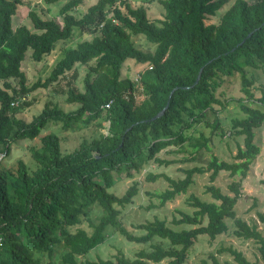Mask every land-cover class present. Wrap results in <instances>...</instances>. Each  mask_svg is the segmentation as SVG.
Returning a JSON list of instances; mask_svg holds the SVG:
<instances>
[{
    "label": "trees",
    "instance_id": "trees-1",
    "mask_svg": "<svg viewBox=\"0 0 264 264\" xmlns=\"http://www.w3.org/2000/svg\"><path fill=\"white\" fill-rule=\"evenodd\" d=\"M31 1L0 0V264H40L38 253L47 255L43 264H55L56 245L61 247L58 264H182L199 234L214 238L228 230L226 219L233 236L254 241L257 258L264 264V236L255 222L248 223L234 208L241 181L259 152L253 128L264 125V83L255 86L252 72L264 68V0H157L162 12L155 19L148 17L142 1L133 5L130 0H94L76 16L72 10L83 0H41L61 2L59 19L42 16ZM23 3L28 7L26 20L12 26L11 16ZM215 15V21L206 22ZM74 28L91 34L90 38L60 46L46 76L27 83L22 61L26 57L40 61L59 41L70 38ZM138 33L153 44L152 49L134 44L131 35ZM127 59L143 64L134 79L121 75ZM75 63L85 65L81 88L74 82ZM231 74L238 76L241 94L216 93L223 76ZM48 86L76 106L64 110L49 98L30 120L16 116L29 104L28 92ZM233 100L242 115L230 117L228 126H221L216 115ZM163 105L162 113L151 119ZM208 111L213 118L203 119L206 133L197 122ZM92 119L98 127L100 120H106L107 132H98L69 151L60 148L55 132H40L49 120L65 129ZM227 127L228 133L242 136L232 160L211 153L204 164L181 167L179 177L145 174L146 180L161 177L166 181L162 189L146 191L162 205L186 192L195 173L209 171L204 192L211 199L188 193L186 203L192 210H178L179 216L171 219L187 227L169 226L156 216L133 223L139 233L120 224L117 206L130 203L138 191L137 180L119 194L110 190L121 170L130 175L129 168L138 169L149 159L156 165L194 160V153L166 158L158 151L174 146L173 151L181 152L184 142L193 138V150H207L209 132L223 134ZM35 137L38 143L27 146L32 165L20 157L9 164L3 160L11 152V143ZM220 170L232 177L226 183L230 193L211 183ZM260 182L264 186V178ZM93 205L100 210L95 220L88 215ZM255 214L264 229V210ZM82 221L86 226L79 225ZM107 226L127 241L149 242V246L131 256L117 249L112 257H87L90 249L105 240ZM222 251L236 264H257L232 245L216 248ZM209 257L212 264H229L212 253Z\"/></svg>",
    "mask_w": 264,
    "mask_h": 264
},
{
    "label": "rangeland",
    "instance_id": "rangeland-1",
    "mask_svg": "<svg viewBox=\"0 0 264 264\" xmlns=\"http://www.w3.org/2000/svg\"><path fill=\"white\" fill-rule=\"evenodd\" d=\"M94 0H83L75 9L72 10V13L76 16L80 15L86 7L92 3ZM133 5L143 2L144 5H147V15L151 19L160 18L162 7L157 2V0H130ZM250 1V0H247ZM61 2L45 4L41 0L31 1L30 5L34 6L44 17H54L59 19L58 15V6ZM37 4V5H36ZM223 5L217 10V14H220L227 6ZM30 6V7H31ZM42 10H41V9ZM47 8V10L45 9ZM45 9V11H44ZM28 10L27 4H18L15 10V13L11 16L12 26L20 23L21 21L26 20L25 14ZM217 16H210L206 19V22L215 21ZM91 34L89 33H80L77 28L73 29L72 36L62 42L59 41L56 48L45 57H43L38 62H33L27 57L21 63V69L27 75V83L34 81L36 78L41 80L46 76L48 70L58 58L60 53V46H73L77 41L83 38H90ZM131 38L134 44L141 49H152L153 44L145 39V37L138 33L132 34ZM143 64L134 61L133 59H127L123 62L121 66V75L127 74L129 77L134 79L137 75V72L142 68ZM77 70L76 77L74 79L75 84L81 88L82 87V76L85 72V65L80 63H75ZM250 69H248L249 73ZM252 72L256 76L254 82L255 86L264 83V68L252 69ZM51 86L49 87H36L32 91L28 92L25 95V99L29 101L28 105H24L20 110L16 112V116L24 119L30 120V118L36 114L39 109L42 107L46 99H52L57 101V104L60 105L64 110L73 109L75 103H66L62 99V95L59 91L52 92ZM223 92L225 97L228 96H238L241 94L239 90V79L236 74L224 75L221 82L216 88V93ZM259 89H254V95H259ZM242 115V112L239 111L236 101H230L227 107H224L217 113V119L220 122L221 126H228L230 117ZM200 119V122H197L198 128H201L206 133H208V126L204 124V120H211L213 118L212 112H206V116ZM96 119L90 120L86 125H83L82 122L78 121L79 126H73L72 128H62L60 122L47 121L45 126L41 129V133L51 131L55 132L59 137L60 148L64 151H69L72 148L78 146L80 141L89 140L92 136H95L98 132L106 133L107 121L100 120L101 125L98 127L96 124ZM196 124V123H195ZM254 136L253 140L259 146V152L253 159L250 164L249 169L247 170L246 175L242 179L241 183V194L237 198L234 205L236 215L240 216L242 219L248 223L255 222L257 228L260 229L261 234L264 236V229L261 227L260 222L256 219V211L264 210V186L261 184L260 179L264 178V125H259L253 128ZM196 135L197 131H193ZM209 149H199L195 151L192 149L190 143L195 141V138L184 142L182 145L183 150L181 152H175L174 146H165L158 151V155L166 158H178L182 155L188 156L190 153L195 154L194 160L190 161H177L170 163L168 165H156L151 161L141 162L138 169L129 168L128 172L130 175L126 174V170H121L118 175L115 176L114 182L110 187V190L116 194L121 193L124 188L132 181L137 180L138 191L133 196L132 201L124 206L119 207L118 219L121 225L126 229L132 231L133 233H139V230L133 226V223L143 222L145 220L153 219L155 216L158 218H163L169 226L172 227H187L186 224H173L171 219L173 216H179L178 210L190 212L192 206L186 203V196L188 193H193L199 196L202 199H211L208 192H204V185L208 182V173L209 171H204L202 173H195L193 175V182L188 187L186 192L179 193L175 195L171 200L165 201L162 205L158 204L157 197L146 193V191H158L166 185V181L161 177L156 178L155 180H146L145 174L147 171L163 172L172 177H179L182 175L181 167L191 166L193 164H204L206 158L209 154H215L220 159L232 160V155L235 153L236 146L242 145V136L233 135L228 133V127L223 134L216 133L214 130L209 132ZM32 143H38V138L34 139H18L16 142L11 143L10 150L11 152L3 158L7 163H14L17 157L22 158L28 165H32V159L30 157V152L27 149V146ZM171 149V150H168ZM226 171L220 170L211 183L217 185L221 191L227 192L226 183L231 179ZM100 214L99 208L95 205L92 206L88 215L92 220H95L97 215ZM228 224V230L217 234L214 238H209L206 234H199L194 241L193 245L190 247L186 259L182 264H212L209 253L214 254V256L222 261L228 260L229 264H236L231 255L226 252H216V248L220 245H232L233 247L242 251L247 258L251 260H257V264H262V261L257 258V252L255 249V243L251 239H242L240 237L233 236L230 232V219H226ZM79 225L86 226V221H82ZM106 237L103 242L99 245L90 249L86 256L90 258L96 257H112L117 249H120L125 255L131 256L133 251L140 247L149 246V242L140 243L134 241H127L125 238L117 232L113 226H107ZM156 240V238H154ZM61 247L54 246L52 259L55 264H58L59 253ZM40 259V264H43L47 259L45 253L37 254ZM85 256V255H84Z\"/></svg>",
    "mask_w": 264,
    "mask_h": 264
},
{
    "label": "water",
    "instance_id": "water-1",
    "mask_svg": "<svg viewBox=\"0 0 264 264\" xmlns=\"http://www.w3.org/2000/svg\"><path fill=\"white\" fill-rule=\"evenodd\" d=\"M249 33H250V32H248V33L246 34V36H247ZM243 39H244V37L241 39V41H242ZM241 41H240V42H241ZM240 42H239V43H240ZM199 71H200V68H199ZM198 75H199V72L197 73L195 79L193 80V83L196 82V80H197V78H198ZM170 92H171V91H170ZM170 92H169V93H170ZM169 93H168V95H169ZM165 105H166V103H165ZM165 105H163V107H162L161 109H159L156 113H154L150 118L152 119V118L158 116L160 113H162L163 109L165 108Z\"/></svg>",
    "mask_w": 264,
    "mask_h": 264
},
{
    "label": "built area",
    "instance_id": "built-area-1",
    "mask_svg": "<svg viewBox=\"0 0 264 264\" xmlns=\"http://www.w3.org/2000/svg\"><path fill=\"white\" fill-rule=\"evenodd\" d=\"M12 103V102H11ZM108 106V103H105V107H107Z\"/></svg>",
    "mask_w": 264,
    "mask_h": 264
}]
</instances>
